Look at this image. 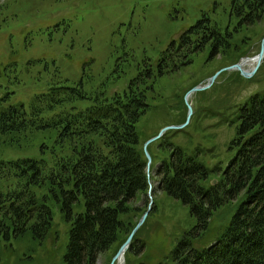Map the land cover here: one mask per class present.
Returning a JSON list of instances; mask_svg holds the SVG:
<instances>
[{
	"label": "rangeland",
	"instance_id": "1",
	"mask_svg": "<svg viewBox=\"0 0 264 264\" xmlns=\"http://www.w3.org/2000/svg\"><path fill=\"white\" fill-rule=\"evenodd\" d=\"M232 14V0H0V95L11 94L12 103L27 108L34 96L49 88L81 84L88 97L81 105L89 107L97 96L121 95L139 74L142 78L148 74L143 87L154 91L148 94L149 110L136 124L140 140L184 123L189 106L192 112L185 127L168 132L164 140L189 155L199 150V161L218 171L233 155L237 129L230 124L233 116L249 97L264 90V59L247 80L240 74L219 73L235 62L256 57L264 36V16L252 25H238ZM198 23L219 36L195 53L189 43V49L181 53L182 61L187 53L190 64L173 71L179 64L168 61L165 67L172 70L153 81L157 63L163 68L159 60L170 44ZM212 42L221 44L213 55ZM254 67L253 63L243 65L247 70ZM200 86L207 88L194 92ZM6 147L11 149L2 148L0 153L7 158L40 156L36 141ZM212 178L220 180L217 173ZM151 182L152 192L137 204L133 224L148 206L156 210V200L161 207L150 212L122 264H173L170 257L177 242L195 225L185 206L156 191L153 178ZM239 203H228L214 214L207 232L194 241L196 248L217 239ZM51 209L53 222L46 238L35 242L26 236L10 244L1 242L0 264H65L70 226L55 206ZM119 246L101 254L95 264H109Z\"/></svg>",
	"mask_w": 264,
	"mask_h": 264
},
{
	"label": "trees",
	"instance_id": "2",
	"mask_svg": "<svg viewBox=\"0 0 264 264\" xmlns=\"http://www.w3.org/2000/svg\"><path fill=\"white\" fill-rule=\"evenodd\" d=\"M232 7L238 25L264 16V0H232ZM203 27L198 23L187 36ZM74 87H52L27 109L0 99V150L36 141L40 155L6 161L0 153V244L26 236L44 240L55 206L70 226L64 263L95 264L125 242L138 223L133 224L137 204L147 199L145 141L136 124L149 110L153 91L132 83L123 94L97 96L86 107L81 84ZM233 118V155L224 170L207 169L199 150L188 155L164 138L148 147L156 191L185 206L195 220L172 251L173 264H264V90ZM216 173L220 180L211 186ZM236 200L240 203L217 239L196 248L194 241L207 232L214 214ZM156 210L151 206V215ZM131 252L132 244L126 255Z\"/></svg>",
	"mask_w": 264,
	"mask_h": 264
},
{
	"label": "water",
	"instance_id": "3",
	"mask_svg": "<svg viewBox=\"0 0 264 264\" xmlns=\"http://www.w3.org/2000/svg\"><path fill=\"white\" fill-rule=\"evenodd\" d=\"M264 57V37L262 38V41H261V47H260V50H259V53L258 55L256 56V66L255 68L251 71V72H246L244 69H243V66H242V63L239 62L229 68H226V69H223L221 70L219 73H222V72H225V71H237L240 73V75L245 78V79H249L253 76V74L256 72V70L258 69L259 65L261 64V61ZM218 73V74H219ZM217 74V75H218ZM213 80V79H212ZM207 87H197L194 89V92L195 91H203L205 90ZM192 112V109L191 107L188 106V115H187V118H186V122H187V119L188 117L190 116ZM186 122L180 126H170V127H166V128H163L157 136L147 140L144 145H143V152L145 154V157H146V160H147V173L149 172V167L151 165V158L147 152V148L149 145H151L152 143L158 141L159 139H161L163 137V135L168 132V131H171V130H181L185 127L186 125ZM215 184V181H212L211 185ZM150 212V207H148L147 211L142 215V217L140 218V220L138 221V223L136 224L135 228L132 230V232L130 233V235L127 237L126 241L120 246V248L118 249V251L116 252V254L114 255V257L112 258L110 264H115L118 260H120L124 254L129 250L130 246H131V243H132V240L136 234V232L140 229V227L144 224L148 214Z\"/></svg>",
	"mask_w": 264,
	"mask_h": 264
},
{
	"label": "bare ground",
	"instance_id": "4",
	"mask_svg": "<svg viewBox=\"0 0 264 264\" xmlns=\"http://www.w3.org/2000/svg\"><path fill=\"white\" fill-rule=\"evenodd\" d=\"M254 62V59H252V58H247V59H244V60H242V66L243 65H245V64H250V65H252V63ZM254 64V63H253ZM245 67V66H244ZM122 262H123V257L120 259V260H118L116 263L117 264H122Z\"/></svg>",
	"mask_w": 264,
	"mask_h": 264
},
{
	"label": "flooded vegetation",
	"instance_id": "5",
	"mask_svg": "<svg viewBox=\"0 0 264 264\" xmlns=\"http://www.w3.org/2000/svg\"><path fill=\"white\" fill-rule=\"evenodd\" d=\"M247 15H250V14H247ZM175 60H176L175 57H173L172 61L174 62ZM157 76H160V75H157Z\"/></svg>",
	"mask_w": 264,
	"mask_h": 264
}]
</instances>
